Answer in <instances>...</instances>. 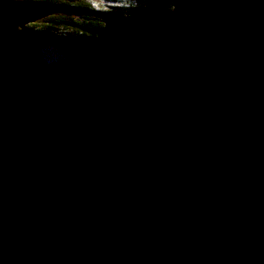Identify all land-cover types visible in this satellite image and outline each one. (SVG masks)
I'll use <instances>...</instances> for the list:
<instances>
[{
	"label": "water",
	"instance_id": "obj_1",
	"mask_svg": "<svg viewBox=\"0 0 264 264\" xmlns=\"http://www.w3.org/2000/svg\"><path fill=\"white\" fill-rule=\"evenodd\" d=\"M53 10L0 0V264H264V0Z\"/></svg>",
	"mask_w": 264,
	"mask_h": 264
},
{
	"label": "trees",
	"instance_id": "obj_2",
	"mask_svg": "<svg viewBox=\"0 0 264 264\" xmlns=\"http://www.w3.org/2000/svg\"><path fill=\"white\" fill-rule=\"evenodd\" d=\"M48 7L56 9V13L51 14L41 20L44 34L54 39L66 41H78L96 35L97 30L103 26L101 16L109 12L114 14H125L134 7L146 4L148 1H156L172 7L177 0H131L132 5H113L111 9L104 10L92 7L88 0H31ZM38 22L33 23L27 29L35 31ZM65 29L67 31L55 34L57 30ZM70 30V31H69Z\"/></svg>",
	"mask_w": 264,
	"mask_h": 264
},
{
	"label": "rangeland",
	"instance_id": "obj_3",
	"mask_svg": "<svg viewBox=\"0 0 264 264\" xmlns=\"http://www.w3.org/2000/svg\"><path fill=\"white\" fill-rule=\"evenodd\" d=\"M89 1L93 5L92 7H96L98 9L100 8V9H104V10L111 9V7H113V5H122V4L132 5L133 3H135V2H133L131 0H89ZM53 13L54 14L56 13V9H54L51 14H53ZM41 20L42 19L27 24L26 28L30 27L33 23L38 22V25H37V27L35 29L36 30H41V29L44 30V27H43V24H42ZM63 31H67L68 32V30L60 29V30H57V32H54V33L57 35V34H60V32H63Z\"/></svg>",
	"mask_w": 264,
	"mask_h": 264
}]
</instances>
